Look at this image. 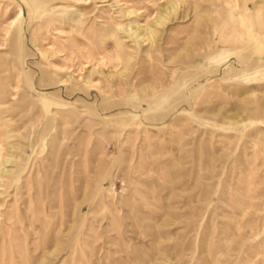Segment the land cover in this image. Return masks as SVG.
Returning <instances> with one entry per match:
<instances>
[{"label":"rangeland","instance_id":"374dc122","mask_svg":"<svg viewBox=\"0 0 264 264\" xmlns=\"http://www.w3.org/2000/svg\"><path fill=\"white\" fill-rule=\"evenodd\" d=\"M153 1L0 0V264H264V0Z\"/></svg>","mask_w":264,"mask_h":264},{"label":"bare ground","instance_id":"6f19581e","mask_svg":"<svg viewBox=\"0 0 264 264\" xmlns=\"http://www.w3.org/2000/svg\"><path fill=\"white\" fill-rule=\"evenodd\" d=\"M155 1H157V0H154L152 3H154ZM168 8H169V6L166 7V9H168ZM160 19H161V17H157V16H156L154 19H152V22L157 23V22H159ZM135 32H136V36L138 37L140 34L143 33V30H142L141 27H139L138 25H136V26L134 27V31H133V33H135ZM144 36H145V34H143V35L141 36V38L144 37Z\"/></svg>","mask_w":264,"mask_h":264}]
</instances>
